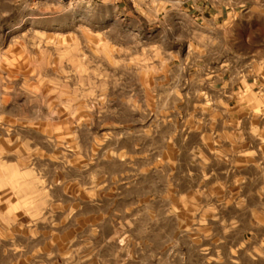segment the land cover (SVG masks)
<instances>
[{"label":"rangeland","instance_id":"rangeland-1","mask_svg":"<svg viewBox=\"0 0 264 264\" xmlns=\"http://www.w3.org/2000/svg\"><path fill=\"white\" fill-rule=\"evenodd\" d=\"M241 10L193 33L108 0H0V264L253 263L264 1Z\"/></svg>","mask_w":264,"mask_h":264},{"label":"crops","instance_id":"crops-1","mask_svg":"<svg viewBox=\"0 0 264 264\" xmlns=\"http://www.w3.org/2000/svg\"><path fill=\"white\" fill-rule=\"evenodd\" d=\"M104 1V0H103ZM115 11L124 18L139 17L152 22V29L164 28V21L169 28H182L188 23L193 33L206 29L207 32L223 30L227 32L225 24L230 18L241 16L244 6L260 9L264 0H108ZM167 19V20H165ZM156 30V31H157ZM189 43V41H187ZM222 71L221 78L213 81V85H220V90L230 93L234 85L229 88L223 80L226 70ZM231 84V82H230ZM263 238H261V242ZM262 244V243H261ZM264 247L252 251V264H264Z\"/></svg>","mask_w":264,"mask_h":264},{"label":"built area","instance_id":"built-area-1","mask_svg":"<svg viewBox=\"0 0 264 264\" xmlns=\"http://www.w3.org/2000/svg\"><path fill=\"white\" fill-rule=\"evenodd\" d=\"M50 1H58V2H62L64 0H50ZM89 1H95V0H89ZM97 1V0H96Z\"/></svg>","mask_w":264,"mask_h":264}]
</instances>
